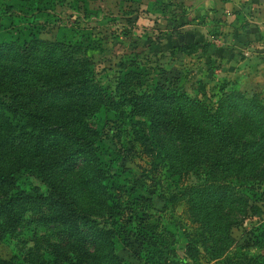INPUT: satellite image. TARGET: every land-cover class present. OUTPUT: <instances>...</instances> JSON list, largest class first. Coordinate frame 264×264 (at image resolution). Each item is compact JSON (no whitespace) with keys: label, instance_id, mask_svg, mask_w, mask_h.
Returning <instances> with one entry per match:
<instances>
[{"label":"trees","instance_id":"trees-1","mask_svg":"<svg viewBox=\"0 0 264 264\" xmlns=\"http://www.w3.org/2000/svg\"><path fill=\"white\" fill-rule=\"evenodd\" d=\"M195 49L187 45L182 51ZM81 51L40 38L0 43V233L15 235L23 223L40 228L34 235L36 245L23 255L26 264H125L116 252L119 227L110 220L117 210L123 226L134 225L153 203L151 192L149 199L121 204L106 185L113 173L98 154L93 120L99 110L90 102L95 92H103L94 88L92 61L84 53L76 57ZM56 67L64 73H47ZM28 81L35 83L27 91L36 93L24 97L22 83ZM68 87L82 93L81 102L77 112H67L54 123L53 104L37 107L34 97L56 103V92ZM129 94L135 111H142L151 123L166 172L178 176L197 168L208 171L205 181L187 185L180 197L172 196L175 202L187 200L191 221L201 225L211 255L208 264H254L247 254L227 255L237 222L224 210L241 205V213L259 216V207L227 182L264 178L263 96L225 92L213 109L180 91ZM102 97L114 110V100ZM70 114L80 120L72 121ZM44 231L49 239L40 236ZM151 231L148 227V236ZM187 248V256L195 261V252ZM0 264L14 262L0 259ZM179 264L192 263L182 259Z\"/></svg>","mask_w":264,"mask_h":264},{"label":"rangeland","instance_id":"rangeland-1","mask_svg":"<svg viewBox=\"0 0 264 264\" xmlns=\"http://www.w3.org/2000/svg\"><path fill=\"white\" fill-rule=\"evenodd\" d=\"M198 4L199 0H0V43L24 44L40 38L81 47L76 57L85 54L92 61L94 88L115 102L113 110L98 92L90 100L99 110L93 120L98 154L113 173L106 185L121 204L149 199L153 192V203L142 221L123 226L117 210L115 219L110 220L119 227L116 252L125 264H179L182 259L192 264L211 262L208 240L201 225L191 221L187 200L175 202L172 197H180L187 185L205 181L208 171L203 167L178 176L166 172L151 123L142 111H135L129 94L180 91L216 109L223 93L240 91L232 85L235 77L230 80L225 76L222 63L211 60V44L227 33L226 18L220 14L211 18ZM200 44L206 46L204 51ZM187 45H195V51L183 52ZM47 70L64 73L59 67ZM34 83H22L24 97L36 93L27 91ZM2 84L1 80V91ZM56 94V103L41 95L34 97L37 107L53 104L54 123L67 112H77L82 98V93L70 87ZM255 94L264 98L259 89L245 93L247 97ZM71 117L74 122L80 120L77 114ZM227 183L242 191L260 212L259 216L241 213V205L224 210L237 222L230 233L233 242L227 255L247 254L254 264H264V178H233ZM148 227L154 230L150 236ZM37 229L23 223L15 235L0 233V259L26 264L23 255L36 245ZM39 234L50 237L45 231ZM188 246L195 252V261L187 256Z\"/></svg>","mask_w":264,"mask_h":264},{"label":"crops","instance_id":"crops-1","mask_svg":"<svg viewBox=\"0 0 264 264\" xmlns=\"http://www.w3.org/2000/svg\"><path fill=\"white\" fill-rule=\"evenodd\" d=\"M198 5L211 18L220 14L227 21L225 38L209 48L211 60L222 63L230 80L235 77L236 89L264 92V0H199Z\"/></svg>","mask_w":264,"mask_h":264}]
</instances>
